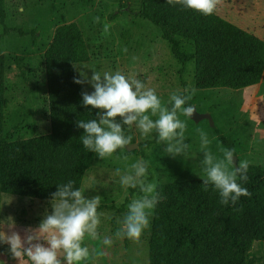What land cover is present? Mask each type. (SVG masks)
I'll list each match as a JSON object with an SVG mask.
<instances>
[{
  "label": "trees",
  "instance_id": "trees-1",
  "mask_svg": "<svg viewBox=\"0 0 264 264\" xmlns=\"http://www.w3.org/2000/svg\"><path fill=\"white\" fill-rule=\"evenodd\" d=\"M6 0H0L3 34L25 31L9 26ZM142 15L159 27L173 56L186 74L193 65L198 89L227 87L239 90L259 84L264 75V38L218 14L210 16L168 4L167 0H143ZM126 39L130 31H124ZM90 52L81 27L66 23L56 27L40 57L38 71L44 77L47 132L32 134L36 127L10 114L13 86L8 77L21 58L0 55V221L3 193L53 200L58 185L75 181L83 190L96 155L83 147L79 119L96 118L98 109L82 104L85 85L74 83V66L89 61ZM192 105L191 102L187 103ZM171 108V104L169 105ZM221 143L236 152L233 139L216 128ZM149 172V171H148ZM251 193L233 206L222 205L218 191L202 178L160 184L161 200L153 210L149 264H252L248 257L255 241L264 242V166L249 164ZM139 188H129L123 211Z\"/></svg>",
  "mask_w": 264,
  "mask_h": 264
},
{
  "label": "rangeland",
  "instance_id": "rangeland-1",
  "mask_svg": "<svg viewBox=\"0 0 264 264\" xmlns=\"http://www.w3.org/2000/svg\"><path fill=\"white\" fill-rule=\"evenodd\" d=\"M6 5L8 25L17 26L26 33L5 35L0 23V55L20 57L22 65L20 69L14 66L8 77L13 86L10 114L35 124L37 128L31 131L32 134L47 132L50 128V121L44 115L46 85L38 71L39 59L56 27L71 22L77 23L85 35L91 58L77 64V68L88 72L89 77L93 70L101 74L121 71L126 76H135L154 88L168 107L172 92L182 94L187 89L185 94H191L194 88L195 94L187 103L196 105L199 112L211 113L214 119V124L207 118L196 122L178 114L186 123L184 144L189 147L175 157L165 151L169 142H157V132L142 137L135 126L131 130L123 126L138 147L131 150L129 145L125 146L104 159L96 156L93 168L87 173L84 196L86 199L102 197L97 209L101 215L97 239L85 237L83 246L89 248L90 255L81 264H149L153 212L150 227L138 242L115 236L128 211L127 207L121 211L115 206L121 205L129 194V188L125 189L119 183L117 169L122 175L132 163L143 158L149 162L147 179L157 186L206 178L202 164L204 151L220 157L221 150L228 148L220 142L216 128L235 141L237 161L264 166V78L256 87L240 91L227 87L196 88L193 65L188 67L186 74H181L182 66L162 38L159 27L142 15L143 0H6ZM216 10L221 16L264 38V0H220ZM97 16L99 23L94 21ZM105 23L111 26L108 33L103 32ZM124 31H130L129 39L123 36ZM84 85L88 92L94 91L91 84ZM117 121L122 123L119 117ZM199 130L208 134L207 149L202 148ZM139 195L140 192L131 200ZM51 201L3 193L0 230L9 223H14L22 236L29 226L38 229L46 215L51 214ZM105 237L113 239L111 246L103 244ZM42 242L47 246L46 241ZM6 250L7 245L0 244V264H16L9 259ZM99 252L104 254L97 255ZM248 257L252 264H264V242L255 241ZM60 259L61 264H67L62 254Z\"/></svg>",
  "mask_w": 264,
  "mask_h": 264
},
{
  "label": "clouds",
  "instance_id": "clouds-1",
  "mask_svg": "<svg viewBox=\"0 0 264 264\" xmlns=\"http://www.w3.org/2000/svg\"><path fill=\"white\" fill-rule=\"evenodd\" d=\"M167 3L180 4L210 16L216 11L220 0H167ZM94 21L99 23L100 17H95ZM110 27L105 23L103 32L108 33ZM74 67L79 73L74 77V83L91 84L94 89L81 93L83 106L100 110L95 119H79L76 122V126L84 130L80 137L83 147L95 153L99 159L110 157L118 149L132 144L133 136L126 134L124 125L129 130L135 126L142 137L157 132V142H169L165 151L173 157L189 147L184 144L186 123L178 114L190 117L194 113L193 105L185 106L195 94L194 88L191 94H185L187 89L182 94L172 92L169 108L162 103L154 88L146 86L135 76H126L121 71L101 74L93 70L89 77L88 72ZM117 117L121 118L122 123L117 121ZM199 135L202 148L207 149L210 143L208 134L199 130ZM221 151L220 157L211 151H204L202 164L206 178H201L205 190L211 184L218 191L222 205L235 206L242 196H251L241 184L248 180L249 163L246 160L238 161L237 166L234 149L224 148ZM148 168L149 162L140 158L124 174L116 170L123 188H139L141 193L127 205L128 211L123 217L122 226L115 233L118 239L127 238L138 242L143 232L150 227L153 210L165 198L157 191V184L148 181ZM74 185L73 180L58 185L59 190L52 193L51 214L46 215L38 229L29 226L22 236L14 223H9L4 230H0V244L7 245L6 252L10 260L16 261V264H61V254L67 264H81L88 259L90 250L83 244L86 235L93 240L98 237L101 214H98L97 209L102 197L97 195L86 199L83 190ZM42 241H46L47 246ZM103 244L111 246L113 239L105 237Z\"/></svg>",
  "mask_w": 264,
  "mask_h": 264
},
{
  "label": "water",
  "instance_id": "water-1",
  "mask_svg": "<svg viewBox=\"0 0 264 264\" xmlns=\"http://www.w3.org/2000/svg\"><path fill=\"white\" fill-rule=\"evenodd\" d=\"M195 107V111L192 114V116H190L194 121L199 122L200 120L207 118L209 119L211 124H214V119L211 113H207V112H199L196 105H193ZM129 149L133 150L136 149L138 147L137 143H132L131 145L128 146ZM234 162L236 163V165L238 166V161H237V156L235 155L234 157Z\"/></svg>",
  "mask_w": 264,
  "mask_h": 264
},
{
  "label": "bare ground",
  "instance_id": "bare-ground-1",
  "mask_svg": "<svg viewBox=\"0 0 264 264\" xmlns=\"http://www.w3.org/2000/svg\"><path fill=\"white\" fill-rule=\"evenodd\" d=\"M263 78H264V75H263ZM254 87H256V85H253V86H248V87H245V88H242V89H239L238 91H240V90H243V89H252V88H254ZM2 205H3V203H2Z\"/></svg>",
  "mask_w": 264,
  "mask_h": 264
}]
</instances>
